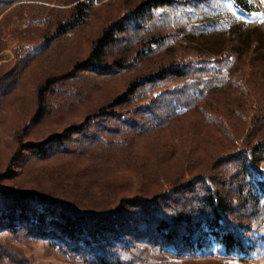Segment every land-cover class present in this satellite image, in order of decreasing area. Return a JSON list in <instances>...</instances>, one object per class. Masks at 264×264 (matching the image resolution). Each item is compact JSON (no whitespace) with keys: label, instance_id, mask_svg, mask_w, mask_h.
<instances>
[{"label":"trees","instance_id":"16d2710c","mask_svg":"<svg viewBox=\"0 0 264 264\" xmlns=\"http://www.w3.org/2000/svg\"><path fill=\"white\" fill-rule=\"evenodd\" d=\"M20 1L54 0H0V13ZM102 1L62 0V5L72 4L67 19L62 13L54 14V31L26 50V61L84 26L95 2ZM232 1L247 15L260 12L253 0ZM131 3L122 5L120 13L102 25L85 58L39 84L30 122L39 125L61 105L81 97L78 89L66 85L76 77L126 74L124 89L88 112L82 122L21 143L0 173V182L12 180L16 171L12 165L19 169L30 162L69 157L74 163L88 162L83 173L104 171V177L96 176L103 197L94 198L90 185L76 180L79 170L71 174L76 179H62L47 191L19 183L0 185V230L44 242L73 264H154L167 257L185 264L217 252L247 261L264 244V166L260 165L264 163V32L254 28L242 34L236 20L225 29L217 0ZM216 29L230 34L229 43L218 42L206 50L201 47L205 44L192 45ZM249 50L255 57L249 64L250 79L244 80L239 77L243 68L238 61ZM145 62L148 66L142 67ZM225 86L240 87L245 101L234 111L246 130L228 125L216 111L203 109L206 123L216 125L230 142L204 165L195 158L197 140L180 134L176 142L184 143L185 169L178 179L166 178L159 159L154 172L149 171L150 187L143 182L133 193L129 183L118 180L115 169L106 166L113 156L131 153L133 139L167 131L197 108L199 97L208 102ZM1 88L0 99L7 92ZM52 96L60 102L55 104ZM166 154L172 156L168 150ZM4 254L18 261L10 248H0V256Z\"/></svg>","mask_w":264,"mask_h":264},{"label":"rangeland","instance_id":"374dc122","mask_svg":"<svg viewBox=\"0 0 264 264\" xmlns=\"http://www.w3.org/2000/svg\"><path fill=\"white\" fill-rule=\"evenodd\" d=\"M135 1L138 0L95 2V11L84 26L71 33L68 38L54 40L47 51L31 61H26V50L36 44H41L43 39L54 31L51 24L54 14L62 13V17L67 19L68 9L72 4L62 5V0L20 1L0 13V88L2 87L3 93L7 91L0 99V173L7 169L11 157L21 143L35 142L45 138L51 131H61L67 125L82 122L88 112L124 89L129 78L126 74L113 78L76 77L78 79L69 80L66 85L69 89H78L81 97L70 99L68 102L71 105H61L56 109V113L50 115L39 125H33L30 122L36 105V90L39 84L47 76L62 73L68 70L76 60L85 58L90 50L91 40L99 33L102 25L115 18L120 13L122 5L127 7ZM253 1L260 8V12L247 15L238 10L232 0H217L216 4L220 8L221 23L224 28L235 24L236 20L243 27L241 28L242 34H247L254 28L264 32V0ZM229 41L228 32L221 33L216 29L207 37L196 39V43L192 45L205 44L201 47L206 50V48H213L215 43L227 44ZM182 44L186 47H193L185 42ZM254 57L255 54L249 50L247 55L238 61L243 68L239 74L241 79H250L249 64ZM145 66H148V62H145L142 67ZM14 81V86L8 90ZM242 96L239 86L234 89L225 86L216 91L208 102H204L199 97V105L194 111L173 122L171 127L163 133L133 139L131 153L118 157L113 156L106 166L114 168L116 178L126 180L133 193L139 186L141 187L143 182L149 184L151 172H154L153 166L156 162L159 164V159L162 161L159 162L163 163L166 178L178 179L185 169V164L182 165L184 154L181 145L184 153L185 146L183 142H176L179 135L188 134L185 135L187 139L197 140L198 148L195 151V158L201 159L204 165L209 156L216 154L230 142L216 125L206 123L203 109L211 113L216 111L218 115L225 118L228 125H234L236 129L244 128L245 132V123L241 122L234 111L235 105L243 106L245 100ZM51 100L55 104L60 102L57 96H52ZM153 147L157 148L152 149ZM22 148L20 147V150ZM167 150L172 156H167ZM87 164L88 162L85 161L74 163L69 157H64L55 158L43 164L30 162L26 167L22 165L19 169H15V165H12V169L16 170L13 181L2 180L0 185L10 187L19 183L27 188L39 187L47 191L54 189L56 183L62 179L73 180L75 177L71 174L79 170L78 177L75 179L81 178L80 182L84 186L90 185L91 193L94 198L98 199L103 197V193L96 176H103L104 171L89 169V172L83 173ZM32 165H36L35 170L27 174V169H30ZM260 165L264 166V163ZM4 247L16 252L17 258L15 259L18 261L14 262L12 258L4 254L0 256V264H73L61 253L46 247L44 242L13 237L5 230H0V248ZM154 264H178V262L174 258L167 257ZM185 264H264V244L261 245L258 253L247 261L241 262L236 257H225L217 252L207 258L188 260Z\"/></svg>","mask_w":264,"mask_h":264}]
</instances>
